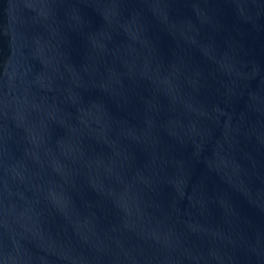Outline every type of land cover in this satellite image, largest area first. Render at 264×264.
<instances>
[{
    "label": "water",
    "instance_id": "obj_1",
    "mask_svg": "<svg viewBox=\"0 0 264 264\" xmlns=\"http://www.w3.org/2000/svg\"><path fill=\"white\" fill-rule=\"evenodd\" d=\"M0 264H264V0H0Z\"/></svg>",
    "mask_w": 264,
    "mask_h": 264
}]
</instances>
